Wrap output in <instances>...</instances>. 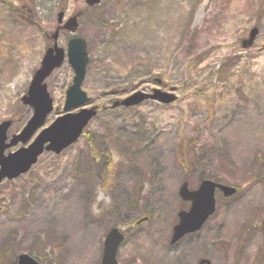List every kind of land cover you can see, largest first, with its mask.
<instances>
[{
    "label": "rangeland",
    "instance_id": "374dc122",
    "mask_svg": "<svg viewBox=\"0 0 264 264\" xmlns=\"http://www.w3.org/2000/svg\"><path fill=\"white\" fill-rule=\"evenodd\" d=\"M61 11L62 23L77 15L79 25L60 31L58 45L85 40L82 89L99 110L75 143L44 151L28 172L0 183V264L20 253L42 264H100L112 227L124 235L119 264H264V0H0L7 142L32 116L22 97ZM73 76L66 60L50 74L52 113L5 155L64 113ZM153 88L173 89L176 100L111 108ZM91 146L110 155L105 167ZM204 179L237 192H217L205 224L171 244L177 214L189 207L180 186Z\"/></svg>",
    "mask_w": 264,
    "mask_h": 264
},
{
    "label": "water",
    "instance_id": "95a60500",
    "mask_svg": "<svg viewBox=\"0 0 264 264\" xmlns=\"http://www.w3.org/2000/svg\"><path fill=\"white\" fill-rule=\"evenodd\" d=\"M99 1L85 0L89 6L96 5ZM63 15V11L58 14L60 23H62ZM77 27V15H73L58 26L52 34L53 44L46 49L41 65L35 71L26 95L22 97V102L33 109V114L25 127L18 134L12 135L9 142H7V131L12 121L8 120L0 123V183L5 178L14 179L26 173L44 151L59 154L62 150L75 143L82 135L89 121L96 115V106L85 107L90 103V98L81 88L88 64L85 40L81 37L70 38L66 51L58 45L57 41L60 30L73 33ZM257 32V28L251 29L249 38L243 41V45H251ZM66 57L74 72V77L72 84L66 90L63 106L65 113L57 117L48 127L42 129L28 146L21 147L17 151L5 155V150L18 142L27 143L52 112L53 101L44 81L52 71L62 65ZM147 99L170 104L176 100V95L159 88H154L151 93L137 91L121 101H115L112 104V108L135 106ZM80 107L81 109L78 112H69ZM216 189L220 190L225 197L232 196L236 192L235 187L209 179L203 180L199 187L194 190L189 189L187 182L182 183L178 193L182 200L190 202V207L187 211H179L178 223L173 227L171 244L176 243L186 234L199 230L207 218L214 213ZM123 238V233L117 227H113L108 231L104 239L101 264H118L116 259L117 249ZM15 264L41 263L27 253H20ZM206 264L208 263L206 262Z\"/></svg>",
    "mask_w": 264,
    "mask_h": 264
},
{
    "label": "trees",
    "instance_id": "16d2710c",
    "mask_svg": "<svg viewBox=\"0 0 264 264\" xmlns=\"http://www.w3.org/2000/svg\"><path fill=\"white\" fill-rule=\"evenodd\" d=\"M5 5H6V7L8 8V9H10L12 12H15V11H17V10H20L19 8H16V6H13L11 3H9V2H5ZM98 148V147H97ZM97 148H93L92 146H91V149H93V152H96L97 154H95L96 156H98L100 159H102V161L104 162V167H105V165H107L106 164V162H107V160L110 158V155L107 153V152H101V151H97ZM102 174L103 175H105V172L103 171L102 172ZM13 264H14V262H13Z\"/></svg>",
    "mask_w": 264,
    "mask_h": 264
}]
</instances>
